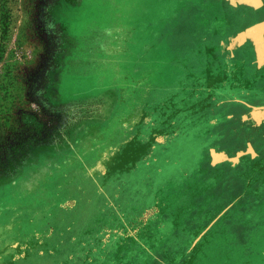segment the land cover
I'll return each instance as SVG.
<instances>
[{"label":"rangeland","instance_id":"1","mask_svg":"<svg viewBox=\"0 0 264 264\" xmlns=\"http://www.w3.org/2000/svg\"><path fill=\"white\" fill-rule=\"evenodd\" d=\"M263 5L0 0V229L34 231L0 264H264ZM78 50L124 52L152 98L106 117Z\"/></svg>","mask_w":264,"mask_h":264},{"label":"crops","instance_id":"2","mask_svg":"<svg viewBox=\"0 0 264 264\" xmlns=\"http://www.w3.org/2000/svg\"><path fill=\"white\" fill-rule=\"evenodd\" d=\"M259 5H261V3L256 5V3L248 2L240 4L238 7H233L232 9H234V11L235 9L237 10V15L232 17L231 24L235 25L239 23V20L237 18L239 16V11L241 13L246 10V12L249 13V10L252 11V9H256V7ZM234 14H236V11L234 12ZM252 20H255V16H253V19L252 17H248V19L246 20V25H251ZM247 38L248 39L244 40L245 45H243L245 47V53L242 52L241 55L250 58V60H252L253 62L259 57L264 58V43L257 46L254 40L250 39L249 37ZM73 39L76 40L75 38ZM238 48L239 47H237L236 49ZM74 53H76L75 59H77V62H79L81 58L86 60L91 58L93 60L88 61H92L94 64H100L101 66L99 67L94 66L93 72L98 73L95 77L96 82L103 83L102 77L106 78V81L111 86L109 90H114L111 91L110 94L100 93L96 95V97L99 96V98L104 102L105 106L108 107V111H106L107 113L105 114L106 117H109V115L112 114V111L114 110V107L112 105H115L119 108V106H126L128 101L130 102L129 105L136 106L142 104L144 100L152 98L150 96L151 92H149L151 91L149 82L146 81V79H148V76L151 75L150 71L147 69H143L141 64L140 65L142 69H140L137 64H133L126 69V67L121 64L123 57L126 56L124 52L120 50H101L100 52H85L82 50H78ZM181 72H184V69H182ZM137 88H145L147 90V93L145 95L147 96L143 98V94L142 96H140V94H137ZM127 91H130V93L128 94ZM138 95L141 97L140 99H138ZM110 106H112L111 109L109 108ZM25 218L28 219V222H31L32 220L30 214H28L27 217L24 216L23 220H25ZM32 232L34 231L29 229H26L25 231H22L21 229H0L1 260L3 256H7L8 254L12 255L11 260H15L16 258H18V254L21 253L20 250L24 251L25 249L29 248L30 237L28 236L31 235ZM25 235L26 239L25 237L23 238V236Z\"/></svg>","mask_w":264,"mask_h":264}]
</instances>
